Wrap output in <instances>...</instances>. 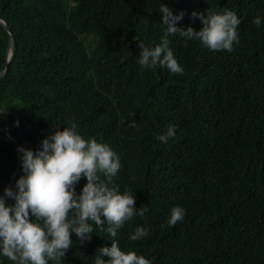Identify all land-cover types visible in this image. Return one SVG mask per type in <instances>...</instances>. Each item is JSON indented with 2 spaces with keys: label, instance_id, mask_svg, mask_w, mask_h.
Returning a JSON list of instances; mask_svg holds the SVG:
<instances>
[{
  "label": "trees",
  "instance_id": "16d2710c",
  "mask_svg": "<svg viewBox=\"0 0 264 264\" xmlns=\"http://www.w3.org/2000/svg\"><path fill=\"white\" fill-rule=\"evenodd\" d=\"M163 3L196 30L194 11H236L239 44L212 50L170 34L184 72L142 66L140 43L154 47L165 34ZM256 15L264 0H0L11 30L0 23V193L18 162L7 134L36 149L72 122L119 154L110 183L144 210L115 237L94 221L91 240L73 233L63 264H93L112 240L153 264H264V22ZM172 124L176 136L159 140ZM175 205L185 217L168 225ZM138 225L149 233L131 240ZM0 264L14 262L0 256Z\"/></svg>",
  "mask_w": 264,
  "mask_h": 264
},
{
  "label": "clouds",
  "instance_id": "9594fccd",
  "mask_svg": "<svg viewBox=\"0 0 264 264\" xmlns=\"http://www.w3.org/2000/svg\"><path fill=\"white\" fill-rule=\"evenodd\" d=\"M165 34L160 43L146 46L140 43L138 62L146 68L166 66L173 73H183L170 34L179 33L186 39L199 40L212 50L231 51L240 42L238 13L231 9L208 12L199 16L203 26L196 30L191 25H178L185 13H174L163 3L159 9ZM253 22L260 26L264 15H256ZM59 125V124H58ZM176 125L172 124L158 139L167 143L176 136ZM21 153L22 174L14 185H6L0 193V256H7L14 264H63L67 250L72 246V234L80 242L91 240L94 225L105 226L112 237L118 229L143 209L136 206V195L131 191L121 192L112 185V177L122 167L119 154L107 143L94 137H85L70 122L61 129L49 132L41 146L33 149L18 145ZM81 177L87 182L77 191ZM14 203H9V199ZM182 205L171 208L166 223L175 225L185 217ZM149 229L138 225L130 234L131 240L146 237ZM107 255L109 259H104ZM93 264H153L150 258L136 251L122 250L119 241L112 240L111 246L96 249Z\"/></svg>",
  "mask_w": 264,
  "mask_h": 264
},
{
  "label": "water",
  "instance_id": "95a60500",
  "mask_svg": "<svg viewBox=\"0 0 264 264\" xmlns=\"http://www.w3.org/2000/svg\"><path fill=\"white\" fill-rule=\"evenodd\" d=\"M0 23L10 32V28L7 26L6 22L2 19H0ZM13 43H14V38L13 36H11V39H10V43H9V46H8V49H7V60L8 62H10L11 60V57H12V53H13ZM7 73V70H5L4 74L2 77H4ZM2 79V78H1ZM0 79V81H1ZM0 113H6L5 110H1L0 109ZM19 123H17L15 126H18ZM6 139L7 141L11 142L12 144L15 145L16 149H17V156H18V162H17V168L15 170V172L12 174L11 176V180H10V183L9 185H14L15 183V180L18 179V176L20 174V171H21V167H22V164H21V153L18 151V145H20L12 136H10L9 134L6 135Z\"/></svg>",
  "mask_w": 264,
  "mask_h": 264
}]
</instances>
